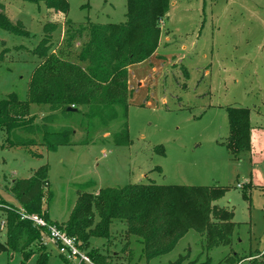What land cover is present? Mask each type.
Segmentation results:
<instances>
[{
	"label": "rangeland",
	"instance_id": "1",
	"mask_svg": "<svg viewBox=\"0 0 264 264\" xmlns=\"http://www.w3.org/2000/svg\"><path fill=\"white\" fill-rule=\"evenodd\" d=\"M67 1L65 16L40 4L0 0L9 21L21 22L28 34L0 28V100L14 94L27 102L31 77L43 67L35 49L47 34L48 56L70 62L78 59L83 42L77 38L69 47L67 32L71 36L88 25L126 21V0ZM170 5L160 22L154 66L145 62L125 68L126 119L122 106L107 107L108 100L101 98L98 104L81 106V114H55L51 130L75 134L70 146L52 152L38 134L19 132L9 139L0 129V200L19 207L11 191L14 182L31 178L41 167L48 169L42 211L58 224L68 219L80 191L97 195L102 188L149 183L224 188L225 195L210 207L233 212L231 246L207 252L203 235L191 230L171 253L147 262L142 240L127 241L118 224L112 226L110 241L92 238L87 248L79 246L85 253H103L101 264H170L178 258L182 264H218L234 253L244 258L239 264H249L248 257L264 255V0H170ZM165 37L168 41L161 43ZM73 74L69 68L65 78L72 82ZM105 88L98 81L86 86L98 96ZM231 107L250 113L252 149L239 160L226 148ZM51 112L33 104L28 117L33 126H41ZM86 113H92L88 122ZM88 123L91 127L85 129ZM125 129L129 144L118 145L114 135ZM29 138L33 146H28ZM5 235L6 227L0 230V242ZM40 243L23 249L31 254L27 260L21 252H0V264H42L44 252L45 264H69L52 245Z\"/></svg>",
	"mask_w": 264,
	"mask_h": 264
},
{
	"label": "trees",
	"instance_id": "2",
	"mask_svg": "<svg viewBox=\"0 0 264 264\" xmlns=\"http://www.w3.org/2000/svg\"><path fill=\"white\" fill-rule=\"evenodd\" d=\"M22 1L43 5L47 10L65 16L69 7L67 0ZM170 6V0H126L124 23L88 25L71 36L67 32L68 39L65 42L69 47L77 38L83 42L76 61L68 62L48 56L51 42L47 34L35 49L37 57L42 59L43 67L35 69L31 77L27 102L20 101L14 94L0 100V129L6 131L9 139L19 132L38 134L42 137L41 145L52 152L59 146H70L71 136L75 134L69 129L53 132L50 125L51 119L55 120V114H81V106L98 104L102 99V102L108 100L107 107L122 106L126 119L128 103L125 102L126 86L122 82L125 68L145 62L157 51L162 31L160 22L166 20ZM2 10L0 6V28L27 37L22 23L12 24ZM48 26L52 28V24ZM44 29L49 31L47 26ZM63 63L68 67H60ZM69 68L74 69L73 77L76 78L72 82L65 78ZM94 81L107 86L100 96L95 94L94 89H86L89 84L93 87ZM33 104L52 111L53 115L47 116L41 126H33L28 117ZM90 114H84L87 122ZM95 115H99V112ZM227 116L230 136L226 148L232 159L239 160L252 149L250 113L231 107L227 109ZM86 125L85 129L91 127L89 123ZM119 136L122 138L119 139ZM29 139L32 143L28 146H33V139ZM114 140L118 145H128L127 129L124 133L115 134ZM47 173V167H41L31 178L15 181L11 191L18 206L29 213L42 215L52 223L42 211L43 192L48 187ZM225 193L224 188L160 186L153 183L102 188L97 195L80 191L68 219L61 224H52L86 248L92 238L110 241L113 224L121 225L127 241L130 237L142 240L143 255L147 262L171 253L191 230L203 235L204 249L211 252L219 246H231L233 242L236 228L233 212L210 207ZM0 212L6 220L5 242H0V252H21L27 260L31 254H24L23 249L33 243H40L43 231L34 228L29 222L20 221L15 205L8 206L0 200ZM87 253L97 264L106 261L105 255L98 249ZM42 257V264H45L46 252ZM247 259L249 264H264V255ZM243 260L234 253L224 257L218 264H239ZM182 263L183 259L178 258L170 264Z\"/></svg>",
	"mask_w": 264,
	"mask_h": 264
},
{
	"label": "built area",
	"instance_id": "3",
	"mask_svg": "<svg viewBox=\"0 0 264 264\" xmlns=\"http://www.w3.org/2000/svg\"><path fill=\"white\" fill-rule=\"evenodd\" d=\"M241 188V186H238ZM17 215L22 222H29L34 228L42 230L43 245H52L69 264H95L91 257L80 249L75 238L69 237L63 230L50 224L42 215L29 213L22 207H17ZM6 220L0 222V230L5 229Z\"/></svg>",
	"mask_w": 264,
	"mask_h": 264
},
{
	"label": "crops",
	"instance_id": "4",
	"mask_svg": "<svg viewBox=\"0 0 264 264\" xmlns=\"http://www.w3.org/2000/svg\"><path fill=\"white\" fill-rule=\"evenodd\" d=\"M162 29H163V28H162ZM161 35H162V31H161ZM160 39H161V38H160ZM167 41H168V37H165L164 40H163V42H161V41H160V42L166 44ZM154 55H155V56H154ZM154 55H153L152 60L150 59L151 61L147 60V61H145V62H148L150 65H151V64L153 65V63L156 62V61H154L153 59L156 57V55H159V54H158V52L156 51ZM145 62H143V63H145ZM134 66H135V65H134ZM134 66H131V67H130V70H131ZM153 66H154V65H153ZM154 68H155V67H154ZM152 73L155 74V70L152 71ZM130 74H134V73L131 72ZM136 74H148V73L138 72V73H136ZM140 83H141V82H140ZM140 83H139V84H140ZM141 84H142V83H141Z\"/></svg>",
	"mask_w": 264,
	"mask_h": 264
},
{
	"label": "water",
	"instance_id": "5",
	"mask_svg": "<svg viewBox=\"0 0 264 264\" xmlns=\"http://www.w3.org/2000/svg\"><path fill=\"white\" fill-rule=\"evenodd\" d=\"M72 109H68V111H71Z\"/></svg>",
	"mask_w": 264,
	"mask_h": 264
}]
</instances>
